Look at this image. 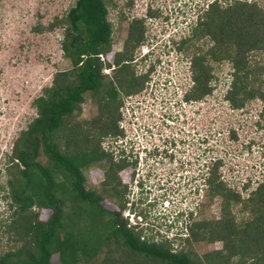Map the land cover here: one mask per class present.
Segmentation results:
<instances>
[{
  "label": "trees",
  "instance_id": "obj_1",
  "mask_svg": "<svg viewBox=\"0 0 264 264\" xmlns=\"http://www.w3.org/2000/svg\"><path fill=\"white\" fill-rule=\"evenodd\" d=\"M108 3L75 0L62 17L34 28L41 31L62 27L61 49L72 67L56 71L52 83L34 98L36 116L15 140L6 170L16 216L6 227L15 241L22 242L15 250L0 255V264H52L54 254L59 264H232L233 260L264 264V181L243 198L220 178L219 159L204 183L209 198L221 199L220 217L190 221L188 235L178 242H183L179 249L164 237L159 241L145 239L141 230L123 220L121 209L106 208L100 193L85 187L83 168L106 158L110 160L103 191L123 195L122 188L118 190L122 181L117 171L127 162L115 166L111 151L101 148L99 138L120 132L118 86L132 95L142 88L147 74L135 76L129 66L133 50L144 39L141 19L128 24L124 49L109 58L113 30L107 17ZM192 31L178 48L191 44L190 37L197 40L208 36L211 44L192 56L194 83L183 96L201 99L210 93V60L227 61L231 64V80L225 100L233 108H241L247 100L258 98L264 112V65L253 56L264 47V7L257 0H231L225 5L212 0ZM102 53L105 63L98 56ZM105 65L114 66L111 79L102 72ZM89 91L99 97L100 110L93 118L98 133L90 134L80 124L65 122L79 112L84 94ZM63 129L67 130L66 148H62L57 135ZM93 136L95 143L91 142ZM237 204H241L243 214L239 220L232 212ZM42 208L51 210L45 219L39 217ZM189 217L192 219V212ZM201 241H222V247L198 255L189 247Z\"/></svg>",
  "mask_w": 264,
  "mask_h": 264
},
{
  "label": "rangeland",
  "instance_id": "obj_2",
  "mask_svg": "<svg viewBox=\"0 0 264 264\" xmlns=\"http://www.w3.org/2000/svg\"><path fill=\"white\" fill-rule=\"evenodd\" d=\"M211 1L109 0L107 17L113 30L109 58H112L113 53L124 49L128 24L132 20L141 19L145 30L143 42L133 50V59L129 63L135 76L147 73L143 86L129 97V94L118 86L121 101L118 112L120 120H123V128L127 129L123 139L129 141L132 138L138 141L139 148L147 144L151 148L158 146L154 153L172 151L176 153L177 160L173 166L170 165L174 172L167 173L159 168L160 164L152 165L154 162L151 160L146 162L147 155L141 148L143 152L139 160L142 164H137L140 168L136 170L138 175L132 177L129 167L121 173V184L127 182V188L121 189V197H115L113 192L111 195L110 191H103L102 182L105 179L107 163L103 160L92 162L83 168L85 187L100 193L106 208L121 209V216L127 223L131 222L134 213L150 222L161 210L163 201L169 198L173 199L178 207L193 208L192 220L219 218L221 199L218 196L209 198L204 183L209 170L218 159L221 160L217 170L220 178L243 198H246L259 182L264 181L263 102L254 98L247 100L241 108L230 106L224 98L231 80L229 62L218 63L210 60L212 90L202 99L185 105L186 112L178 109L174 102L177 100L173 93L175 90L182 93L191 91L194 83L190 67L191 58L196 52L205 51L211 41L208 36L197 40L190 37L191 44H186L184 48H178V45L184 36L192 35L197 19L202 16ZM230 1L219 0L222 5ZM74 2L75 0H0V255L15 250L22 242L15 241L6 227L13 216H16V207L11 205L7 184L10 175L6 170L11 164L9 157L15 140L36 116L34 98L41 94L43 87L52 83L56 71L72 67L61 49L62 27L43 28L41 31L34 28L38 24L45 27L54 18L62 17ZM257 2L264 7V0ZM145 52H149L150 56L144 55ZM253 56L264 65V47L254 52ZM149 68L151 71L147 72ZM110 74H106L108 79L112 78ZM168 81L171 85L164 84ZM155 83L157 84L153 85L150 96L145 97L153 106L146 103V108L138 109L140 105L134 102L142 100L145 89L149 91L151 84ZM151 96L154 97L153 101L149 98ZM98 99L92 92H86L79 112L68 117L65 122L69 125L80 124L85 133H98V126L94 125L96 121L93 120L100 112ZM131 104L136 105L134 115ZM175 108L179 110L176 112L183 114V121L175 125L176 128L180 126L182 132L174 127L167 131L164 121H160L162 115L170 110L173 112ZM66 132L67 130L63 129L57 133L62 148H66ZM170 134L178 136L173 137ZM121 138L112 134L103 135L99 138L100 146L111 151L112 158L118 156L120 149L129 154L127 143L118 142ZM95 139L93 136L91 142L95 143ZM167 140L174 141V144L163 147L164 141ZM175 140L181 141L177 143ZM170 148L173 149L170 151ZM40 160L44 161L45 158L40 157ZM140 179H144L145 184L152 188L148 193L151 204L153 203L151 207H146V204L144 207H131L126 203L135 196H142V187L136 186L135 181ZM240 207L241 204H237L232 208L237 220L243 216ZM33 208L37 210V206ZM126 212L129 214L125 217ZM50 213L51 210L42 208L39 217L45 219ZM133 219L139 218L136 216ZM140 230L145 239H161L160 235L157 236L152 230ZM182 243L175 249H179ZM221 247L222 241H201L193 242L189 248L201 255ZM57 258V254L52 256V264H59ZM232 264L240 263L233 260Z\"/></svg>",
  "mask_w": 264,
  "mask_h": 264
},
{
  "label": "flooded vegetation",
  "instance_id": "obj_3",
  "mask_svg": "<svg viewBox=\"0 0 264 264\" xmlns=\"http://www.w3.org/2000/svg\"><path fill=\"white\" fill-rule=\"evenodd\" d=\"M147 83H149V81L147 82ZM157 83H155V84H151V86H150V88L151 89H149V91L147 90L146 91V89H145V93H143V99L142 100H140V101H136V102H134V103H136V104H138V105H140L139 107H138V109H142V108H146V103H149V105L150 106H153V104L152 103H150V101L149 100H146L145 99V97L146 96H150V94H151V91H152V87H153V85H156ZM165 85H167V84H169V85H171V83H170V81H168L167 83H164ZM149 85V84H148ZM148 87V86H147ZM146 87V88H147ZM176 91V93H177V90H175ZM187 92V91H186ZM174 94H175V92H174ZM207 94H210V93H207ZM207 94H205V95H207ZM204 95V96H205ZM203 96V97H204ZM202 97V98H203ZM149 98H151V101H153L154 100V97H149ZM201 98V99H202ZM197 100H199V99H186L184 96L180 99V97H178V100L175 102V104H176V107L178 108V109H183L184 111H185V109H187V107H185V105H187V104H189V102H192V101H194V102H196ZM136 105H130V107L131 108H133L132 109V114L134 115V113H135V109H136V107H135ZM121 107V106H120ZM121 111V110H120ZM176 111H179V110H177L176 108L173 110V112L170 110L169 112H166V114H165V116H164V119H166L163 123H164V127H166L165 129L167 130V131H170L171 130V128L170 127H174L175 128V130H179V132H182V130L180 129V126L178 127L177 126V128H176V123H178L179 121H183V114L182 113H180V112H176ZM186 112V111H185ZM172 113V114H171ZM131 114V115H132ZM151 116V115H150ZM121 117V116H120ZM168 118H170L171 120H173L174 121V124L173 125H168V122H167V119ZM130 121H131V123H132V119H131V116H130ZM117 124L119 125L118 127H119V131L120 132H118V134H116L115 136L116 137H122L120 140H118V142L120 141V143L122 142H125V143H127V145H128V153L129 154H125V152H123V149H120L121 150V152L120 151H118L119 152V154H118V156L117 157H113L112 158V161H114V164H115V166L117 165V164H123V163H125L126 164V162H127V164H126V166L125 167H123V168H120V169H118V171H117V174L121 177V173L122 172H124L125 170H126V168H130L129 169V171H130V174L132 175V177L134 176V175H138V173L136 172V170H140V168H139V166L137 167V164H142L140 161L141 160H139V157L141 158V153L143 152V151H141V148L143 149V147L145 148L144 150H145V153H146V162L147 161H153L154 162V164H152V165H158V164H160L159 165V168L161 169V170H163L164 172H167V173H171V172H174L173 170H172V168H171V166L170 165H174L175 163H176V153H172V151H171V149H173V148H170V151L171 152H159V153H154V150H156V147L158 148V146H153L152 148L151 147H148V144L147 145H141V148H139L138 147V141H135V140H133L132 138H131V140H124L123 138H125V135H126V133H127V129L126 128H123L122 127V125H121V120H120V118L118 119V121H117ZM184 127V126H183ZM180 137V136H179ZM181 141V140H180ZM180 141H175V142H177V143H179ZM174 141H169V140H167V141H164V146L163 147H168L167 145H173L174 143H173ZM117 145H119V144H117ZM137 149L138 150H140V151H137ZM157 151V150H156ZM140 152V153H139ZM108 160H110V159H106V158H104L103 159V162L104 163H107V166H106V169H107V167H108V165H109V162H108ZM182 164V163H181ZM147 165H149V164H147ZM117 168V167H116ZM128 171V172H129ZM121 181H122V179H121ZM130 181H132V179L130 180ZM136 181V186H140V187H142L141 189V192H142V196H139V197H136L135 196V198H132V200L130 201V202H126L127 204H130V206L131 207H144V205L146 204V207H151L152 206V204H151V200L149 199V196H148V193H150V190L152 189L149 185H147V184H145V180L143 179H140V180H135ZM123 182V181H122ZM125 183H127V182H124V183H120L119 184V186H120V188H127V186H126V184ZM129 184V183H128ZM115 197H117V196H115ZM156 203V202H155ZM151 205V206H150ZM194 216V215H193Z\"/></svg>",
  "mask_w": 264,
  "mask_h": 264
},
{
  "label": "clouds",
  "instance_id": "obj_4",
  "mask_svg": "<svg viewBox=\"0 0 264 264\" xmlns=\"http://www.w3.org/2000/svg\"><path fill=\"white\" fill-rule=\"evenodd\" d=\"M144 55L150 56V53L145 52ZM113 68H114V66H113ZM174 92H175L174 96L177 98V100H178V97H180V99L183 97L182 92H178V90H177V93H176V91H174ZM184 93H186V91ZM176 101H174V102H176ZM127 113H129V112L127 111ZM165 114L162 115V117H161L162 119H160L161 122L166 120V119H164ZM123 116H125L124 113H123ZM169 119L170 118H168L167 120H169ZM122 122H123V120H121V123ZM121 125H122V127H124L123 124H121ZM145 148L143 147V150ZM160 191L163 193L162 190H160ZM155 206H157V205H155ZM193 211H194V209L189 208V207L182 208V207H178V206H176V207L161 206V210L158 212L157 215L153 216V218L151 219L150 222H149V220L141 218V216L139 214L136 215L134 213V214H132V217H131V222H133L132 227H135V229H137V230H140V229H144L145 231L152 230L154 233L158 234L157 236L160 235V237L166 238L167 240H169L172 243L173 246L176 247L178 245V240H180L181 238H184V237H181L180 235H178V233L182 231L183 224L186 221L185 217H184V213L188 212V216H190V213L192 212V216H193ZM136 216L139 218L138 220L133 219ZM180 221H181V223H179ZM191 221H192V219H191ZM170 233H174V235L170 236Z\"/></svg>",
  "mask_w": 264,
  "mask_h": 264
},
{
  "label": "built area",
  "instance_id": "obj_5",
  "mask_svg": "<svg viewBox=\"0 0 264 264\" xmlns=\"http://www.w3.org/2000/svg\"><path fill=\"white\" fill-rule=\"evenodd\" d=\"M98 56H99V58L105 63V60H106V56L102 53V54H98ZM113 68V66L112 67H108V66H104L103 68H102V72L104 73V74H110V72H111V69ZM130 95H128L127 97H129ZM128 110H127V108H126V112H127ZM167 122H168V124L169 125H173L174 124V121L173 120H171V119H169V120H167ZM170 135H172L173 137L176 135V136H178V134H170ZM168 137H170V136H168ZM163 206L164 207H168V206H173V207H176V202H174L173 201V199H165L164 201H163ZM188 207V206H187ZM129 214V212H126L125 213V217L127 216ZM184 217H185V223L183 224V229H182V231L181 232H179L178 233V235H180L181 237H186L187 235H188V224H189V222L191 221V219H190V217L188 216V212H186V213H184ZM179 223H181V221L179 222ZM128 224V226H130V227H132V225H133V222H129V223H127ZM171 235H174V233H170V236Z\"/></svg>",
  "mask_w": 264,
  "mask_h": 264
}]
</instances>
